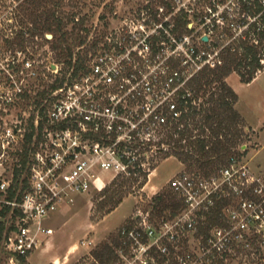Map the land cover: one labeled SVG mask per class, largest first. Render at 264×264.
I'll list each match as a JSON object with an SVG mask.
<instances>
[{
  "label": "built area",
  "instance_id": "2783aa9c",
  "mask_svg": "<svg viewBox=\"0 0 264 264\" xmlns=\"http://www.w3.org/2000/svg\"><path fill=\"white\" fill-rule=\"evenodd\" d=\"M125 9L86 25L70 64L50 61L41 70L29 47L0 45L7 264H34L32 254L54 234L49 217L77 195L148 178L170 152L172 128L197 103L194 78L222 65L240 39L264 31V0H131ZM245 158L239 151L213 169L178 171L168 181L176 209L156 212L158 196L140 198L147 204L120 227L107 264H158L160 257L210 264L264 254V174ZM92 244L82 238L72 248ZM80 257L76 264H106L90 251Z\"/></svg>",
  "mask_w": 264,
  "mask_h": 264
},
{
  "label": "rangeland",
  "instance_id": "374dc122",
  "mask_svg": "<svg viewBox=\"0 0 264 264\" xmlns=\"http://www.w3.org/2000/svg\"><path fill=\"white\" fill-rule=\"evenodd\" d=\"M55 1L59 4L56 6L59 14L66 18L68 15L71 16L75 13L80 18L77 24L79 25L83 21L84 26L87 25L86 28L94 26L98 18L104 19L105 16L113 14L115 10L123 12L126 10L125 6L131 4V0H54V3ZM45 4L40 10H43L45 6H53L52 3ZM26 6L28 4L24 3L23 0H0L1 46L9 44L8 40L13 38L11 30L20 28L19 19L24 16L27 19L28 16L22 10ZM12 11L13 14H11ZM73 24L74 22L69 23L67 28L71 29ZM46 34H53V32L47 30ZM27 47L33 52V54L28 52V55H32V59L36 60L41 70L44 69V64L50 61L59 62L55 51L51 49L50 43H45L43 37H36L35 41L28 44ZM229 76H231L230 80L228 79ZM225 79L239 95V100L235 107L242 113L245 121L244 130L246 135H244L243 143L237 146L233 153L239 151L243 153L246 157L245 161L251 170L264 174V68L259 70L250 82L242 81L240 74L235 70L231 71ZM49 80L50 77L44 82V73L42 72L41 83H44V85L48 84ZM202 100L203 98H200L198 102L200 103ZM207 132H209L208 128ZM158 161L153 164L155 168L148 178L142 180L141 183L136 181L134 183L133 181L134 184L130 183L122 192H115L114 196L118 198L119 195H122L123 201L104 216L97 206L101 198H104L99 195L105 188L114 186L112 183H107L99 189L96 188L87 193L79 194L74 201L63 205L53 212L47 224L54 227V234L47 248L33 256L34 264H54L52 260L55 259H59L61 264H64L65 260H67L65 264H76L81 255L87 254L89 251L94 254L95 249H102L107 243L110 245L111 243L114 244L120 227L135 217L138 211L144 207L143 204H147V202L139 201L140 198L147 201V199L156 198V196L165 198V195L167 196L170 193L175 198L176 204L175 206L167 207V209L178 208L179 201L171 193L168 181L174 174L183 169L182 164L184 168L188 167V165L183 161L181 163V160L170 152L167 154L162 152L160 161ZM101 179L105 181L108 177H106V174H102ZM147 183H149V186H147ZM166 201L170 202V200ZM148 206L145 205V208ZM216 219L218 218H213V220ZM82 238H94V245L71 249V246L80 242ZM195 243L196 241L192 240V245ZM4 251L0 242V264H7ZM40 254L41 257L39 258ZM97 258L101 261L99 257ZM170 261L160 257L158 264H172ZM199 262L200 264H207L198 260H194L193 264H199ZM213 263L212 261L210 264ZM224 263L264 264V254L253 259L230 255L224 258Z\"/></svg>",
  "mask_w": 264,
  "mask_h": 264
},
{
  "label": "trees",
  "instance_id": "16d2710c",
  "mask_svg": "<svg viewBox=\"0 0 264 264\" xmlns=\"http://www.w3.org/2000/svg\"><path fill=\"white\" fill-rule=\"evenodd\" d=\"M28 6L23 7L26 17L19 19L20 28L15 31L13 39L8 43L26 48L35 41L36 37H43L45 43H50L55 51L58 61L71 63L75 47L87 37L84 34L83 21L79 23L76 14L64 18L59 14L54 0H23ZM45 6L43 10L40 8ZM73 26L67 28L69 23ZM52 31V38H48L46 31ZM254 37V36H253ZM247 37L239 40L240 48L224 51V63L215 68L202 71L194 78L192 87L193 99L199 103H192L190 111L181 119L183 126L174 125L170 134V153L186 163L189 168L213 169L224 163L227 158L241 145L246 135L244 130V117L235 107L239 100L238 93L227 83L226 76L233 70L237 71L241 80L250 82L256 73L264 68V31L255 38ZM200 117V118H199ZM207 128L209 132H207ZM235 149V150H234ZM147 178V177H146ZM136 180H114L112 185L105 188L99 196L101 198L98 210L103 216L114 210L122 201L123 196H114L115 192H122L128 185ZM170 200V202L166 201ZM156 212H162L169 206H175V198L168 193L165 198H160ZM2 227H0L1 240ZM96 257L103 263H108L114 256V249L110 244H105L102 249L94 250ZM213 264H225L224 258H219ZM257 264V263H253Z\"/></svg>",
  "mask_w": 264,
  "mask_h": 264
},
{
  "label": "crops",
  "instance_id": "0c3cea01",
  "mask_svg": "<svg viewBox=\"0 0 264 264\" xmlns=\"http://www.w3.org/2000/svg\"><path fill=\"white\" fill-rule=\"evenodd\" d=\"M228 79L230 80L231 79V76H229L228 77ZM232 84H233V82H231ZM181 163H183L182 161H180ZM182 167L184 168V166H183V164H182ZM149 182V181H148ZM147 186H149V183H147ZM93 240H94V238H93ZM51 241V238L49 239V242ZM49 242L46 244V246H44V247H42V248H40L39 250H37V251H35L33 254H32V256H31V261L33 262V256H35L36 254H38L40 251H42V250H45L46 248H47V246H48V244H49ZM74 248V244L71 246V248ZM72 248V249H73ZM41 257V254L39 255V258ZM34 263V262H33Z\"/></svg>",
  "mask_w": 264,
  "mask_h": 264
},
{
  "label": "water",
  "instance_id": "95a60500",
  "mask_svg": "<svg viewBox=\"0 0 264 264\" xmlns=\"http://www.w3.org/2000/svg\"><path fill=\"white\" fill-rule=\"evenodd\" d=\"M53 36V34H47L48 38H51Z\"/></svg>",
  "mask_w": 264,
  "mask_h": 264
}]
</instances>
